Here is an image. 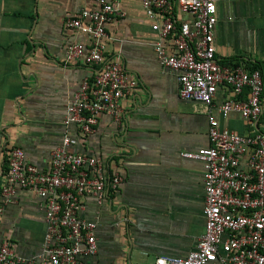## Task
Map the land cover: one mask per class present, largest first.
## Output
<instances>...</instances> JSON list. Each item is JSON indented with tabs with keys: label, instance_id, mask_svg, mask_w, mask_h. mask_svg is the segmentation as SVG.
I'll use <instances>...</instances> for the list:
<instances>
[{
	"label": "crops",
	"instance_id": "obj_1",
	"mask_svg": "<svg viewBox=\"0 0 264 264\" xmlns=\"http://www.w3.org/2000/svg\"><path fill=\"white\" fill-rule=\"evenodd\" d=\"M95 6L96 0H0V181L10 146H20L27 160L46 168L66 130L73 150L99 155L122 176L102 204L82 196L79 213L97 222V251L78 264H152L157 255H185L204 230L203 165L181 152L208 145V106L178 96L176 73L154 54L156 34L140 0H120L122 14L106 24L107 53L118 55L136 79L121 100V121L101 114L89 134L65 127L68 98L94 70L65 62L66 44L88 38L63 22ZM216 16V57L257 66L264 82V0H218ZM227 93L219 87L214 101ZM261 103L257 127L264 131V86ZM216 115L221 127L249 130L237 112ZM43 235L41 199L31 190H16L0 213V243L6 240L16 254L33 256Z\"/></svg>",
	"mask_w": 264,
	"mask_h": 264
},
{
	"label": "built area",
	"instance_id": "obj_2",
	"mask_svg": "<svg viewBox=\"0 0 264 264\" xmlns=\"http://www.w3.org/2000/svg\"><path fill=\"white\" fill-rule=\"evenodd\" d=\"M217 2L140 0L156 34L154 54L176 73L178 96L208 106V145L181 152L203 165V233L185 255H157L152 264H264V131L257 127L264 82L259 68L216 57ZM117 14H122L120 0H96L95 7L82 8L63 22L64 28L88 38L87 43L66 44L65 62L80 61L94 70L92 77L80 80L64 108L63 125H75L83 134L94 131L101 114L119 124L121 100L136 85L119 56L107 53L106 24ZM221 86L228 96L215 102ZM230 112L240 114L248 132L219 125L216 114ZM72 141L65 130L50 151L46 168L27 160L20 146L6 150L0 213L16 190H31L41 199L44 235L40 251L33 256L18 255L8 241H1L0 264H78L82 257L96 253L97 222L81 216V198L91 196L102 204L118 190L122 176L99 155L73 150Z\"/></svg>",
	"mask_w": 264,
	"mask_h": 264
},
{
	"label": "trees",
	"instance_id": "obj_3",
	"mask_svg": "<svg viewBox=\"0 0 264 264\" xmlns=\"http://www.w3.org/2000/svg\"><path fill=\"white\" fill-rule=\"evenodd\" d=\"M253 68H257V66L256 67H251L250 69H253Z\"/></svg>",
	"mask_w": 264,
	"mask_h": 264
}]
</instances>
